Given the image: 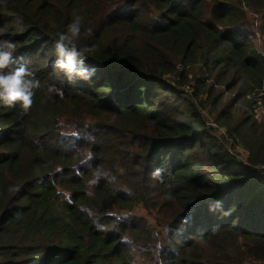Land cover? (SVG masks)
I'll use <instances>...</instances> for the list:
<instances>
[{"label": "trees", "instance_id": "1", "mask_svg": "<svg viewBox=\"0 0 264 264\" xmlns=\"http://www.w3.org/2000/svg\"><path fill=\"white\" fill-rule=\"evenodd\" d=\"M0 41L40 82L0 104V264H264V0H0Z\"/></svg>", "mask_w": 264, "mask_h": 264}, {"label": "clouds", "instance_id": "2", "mask_svg": "<svg viewBox=\"0 0 264 264\" xmlns=\"http://www.w3.org/2000/svg\"><path fill=\"white\" fill-rule=\"evenodd\" d=\"M80 36L81 18L77 17L68 25L67 32L58 33V39L54 42L56 53L54 67L65 72L70 79L79 77L89 80L95 69L84 67V60L85 54L92 52L93 49L78 48L77 41ZM15 49V44L0 41V104L8 108L19 105L25 113H28L34 103V90L40 87V82L24 65L14 67ZM48 91L62 95V91L53 86H50Z\"/></svg>", "mask_w": 264, "mask_h": 264}, {"label": "rangeland", "instance_id": "3", "mask_svg": "<svg viewBox=\"0 0 264 264\" xmlns=\"http://www.w3.org/2000/svg\"><path fill=\"white\" fill-rule=\"evenodd\" d=\"M249 19L250 21L253 23V29L255 32H257V29H256V26L258 25V16L256 15H249ZM256 34V33H255ZM253 42L254 44L256 45L257 49L263 53V50L261 49V40L259 38L258 35L255 36V38H253ZM204 117L205 119L207 120V124L209 125L208 127L211 128L212 132L217 134V135H222L224 134V129L222 127H219L217 126V124L214 122L212 116L208 115L206 112H204ZM262 115V112L261 111H258V114L257 116L260 117ZM229 144L227 145V148H228ZM237 151H239L240 153H242V149L241 148H238ZM241 158L244 157V155L240 156Z\"/></svg>", "mask_w": 264, "mask_h": 264}, {"label": "built area", "instance_id": "4", "mask_svg": "<svg viewBox=\"0 0 264 264\" xmlns=\"http://www.w3.org/2000/svg\"><path fill=\"white\" fill-rule=\"evenodd\" d=\"M186 90L187 91H190L189 90V88L187 87L186 88ZM238 149V148H237ZM237 149H236V151H237ZM240 155H239V157L240 156H242V155H244V157L243 158H241L240 157V159H241V161L244 163V164H247V160H246V152L242 149V153H240L239 151H237ZM250 169H251V171L254 173V174H256V175H258V176H264V165H257V166H253V167H250Z\"/></svg>", "mask_w": 264, "mask_h": 264}]
</instances>
